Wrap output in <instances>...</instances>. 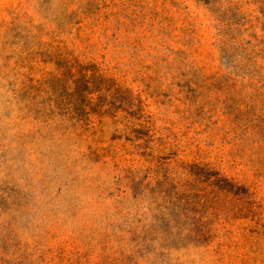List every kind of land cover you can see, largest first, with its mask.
I'll list each match as a JSON object with an SVG mask.
<instances>
[{
    "label": "rangeland",
    "instance_id": "obj_1",
    "mask_svg": "<svg viewBox=\"0 0 264 264\" xmlns=\"http://www.w3.org/2000/svg\"><path fill=\"white\" fill-rule=\"evenodd\" d=\"M0 264H264V0H0Z\"/></svg>",
    "mask_w": 264,
    "mask_h": 264
}]
</instances>
